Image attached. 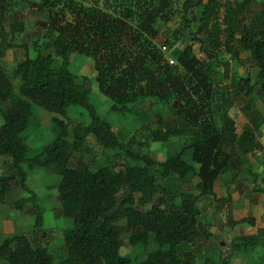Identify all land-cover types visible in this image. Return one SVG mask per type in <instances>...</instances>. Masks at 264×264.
<instances>
[{"label": "trees", "instance_id": "trees-1", "mask_svg": "<svg viewBox=\"0 0 264 264\" xmlns=\"http://www.w3.org/2000/svg\"><path fill=\"white\" fill-rule=\"evenodd\" d=\"M61 1L73 3L70 17H66L62 7L46 21H37L33 33L35 57H30L29 45L21 43L18 46L23 49L24 59L15 65L12 78L0 66V157L9 161L0 174V203L13 187H19L26 196L15 200L13 206L21 211L23 204L31 203V213L35 215L33 234H38L43 217L34 202L35 193L27 186L29 171L40 167L58 176L57 213L70 222L63 231L65 255L55 262L48 242L40 239L43 235L36 236L34 242L25 235H13L0 243V261L194 264V247L208 236L199 229L198 204L209 197L222 205L231 202L230 195L217 198L213 191L215 182L232 174L226 184L229 194L239 173L247 175L253 186L256 184V174L240 163L244 155L260 149L255 133L245 127L237 135L236 121L226 112L219 126L214 123L213 112L219 101L216 102L211 72L213 64L220 65L226 77L229 64L222 55L245 66L239 56L241 52L249 53L247 63L258 70L256 82L250 84L245 69V76L237 84L238 93L250 97L257 89L255 94L264 103V9L253 8V0H0V42L7 40L0 49V59L6 50L17 46L14 39L25 31L21 12L50 9ZM84 2H90L95 10L82 8ZM220 8L222 25L218 23ZM6 15L10 17L5 27ZM175 16H179L189 44L198 45L208 63L201 62L191 47H186L176 56L171 71L156 78L143 68L146 59L154 58L147 49L151 43L147 42L162 36ZM50 50L65 64L72 54L92 60L97 89L111 99L110 112L120 117L130 116L131 107L147 98L165 101L164 93H152L153 88L175 94L181 106L167 119L156 113L155 128L148 136L161 144L180 140L181 150L159 162L147 149L134 151L125 146L90 102L87 78L57 63L47 52ZM126 78L130 82L124 81ZM13 79L19 82L17 91ZM73 106L83 110L87 121L86 125L73 127L69 134L64 121ZM35 107L53 115L57 135L41 152L28 156L26 141L36 119ZM90 136L112 159L95 170L74 158ZM191 174L197 179V194L170 189L157 181L171 177L184 181ZM121 221L129 230L127 240L136 255L150 244L154 246L139 262L121 255ZM254 221L248 217L242 222L255 227ZM256 231L236 237L238 243L231 246L229 260L238 251H252L260 237L264 239V228ZM210 263L209 259L204 261Z\"/></svg>", "mask_w": 264, "mask_h": 264}, {"label": "rangeland", "instance_id": "rangeland-1", "mask_svg": "<svg viewBox=\"0 0 264 264\" xmlns=\"http://www.w3.org/2000/svg\"><path fill=\"white\" fill-rule=\"evenodd\" d=\"M30 1L38 2L39 0ZM72 1L80 2L78 0ZM99 2L103 3V0H99ZM62 7H65L63 13L66 14V17H70L69 8L73 7V3L70 4L66 1H61L60 4H57V7L51 6L50 9L37 11L32 9L30 13L27 10L21 12V20L25 25V31L20 36L16 37L13 43L17 46L21 43H27V45H29V55L34 58L36 50L33 44L36 36L33 35V33L37 30V21H46L51 15H53V13L59 12V9ZM82 8L87 11L95 10L94 7H91L90 2H84ZM17 10L19 11V9ZM175 10L177 11V5H175ZM9 17V15H6L5 27L7 26ZM7 39L9 40L10 37H7ZM6 43L7 40L4 42L1 41L0 49L4 48ZM147 43H151L150 45H147V49L154 54V58L149 57L151 59H146V62L142 63L143 68L147 72H153L156 78L160 77L161 74L164 76V72L171 71L170 69L172 65H174L176 56L186 47H191L192 52L201 62L205 64L208 63L205 56L200 53L198 46L196 44L191 46L187 41L182 32V22L179 16H175L174 20L165 26L162 36L159 35V38H155ZM17 46L6 50L4 57L0 59V66L11 78L15 65L24 59L23 49ZM47 52L50 53L60 65H67L72 73L87 78L90 102L95 106L97 112L111 124L118 139L125 146H128L134 151L147 149L152 158L159 162L177 154L181 150L182 143L180 140H173L166 144H161L152 142L148 136V132L155 128L156 119L154 115L156 113H160L165 119H167L171 117L174 109L181 106L182 103L176 100L177 98L175 94L171 92L166 93L163 90H160L162 89L160 87L153 88L151 89L152 93H164L166 100L158 101L154 98H147L146 100H143L142 103H138L131 107L133 113H131L130 116L120 117L117 114L110 112L111 99L97 89L96 83L94 82L96 71L93 67L92 60L82 54H72L69 61L65 64L62 59H59L52 54V50ZM222 56L223 59L228 57L226 55ZM170 60L174 61L173 64L169 63ZM102 69L104 70L105 68ZM230 70L228 69V72L232 73L233 81H235L234 85L227 83L220 65L216 66L213 64L211 76L214 84L216 102L220 100L219 97H221V95L228 94L230 96V93L232 92L234 98H228L222 109L224 112H227L225 108H239L238 110L240 111L243 110V107L252 106V108H254L256 102H261L259 96L254 94L250 97H246L242 94H238L235 84L236 79H239V70L233 68L231 71ZM250 72L254 76L256 71L254 69L251 71L250 69ZM114 73H116V71H114ZM113 77L116 78L117 76ZM105 79L109 81L108 76L105 77ZM124 81H128V79L126 78ZM12 82L15 91H17L16 89L19 84L18 80L13 79ZM114 98L120 99L119 97ZM254 109L256 111H261L264 107L260 104ZM234 111L232 113H234ZM262 112L263 111H261V115L264 117ZM34 113L36 119L33 123V127L28 132L26 141L29 147L28 156H34L41 152V149L49 144L57 135V130L52 122V114L36 107L34 108ZM220 116V110L217 111L215 109L213 112V121L217 126L221 124ZM86 121L83 110L73 106L69 109L68 118L64 122L67 131L70 134L73 127L79 124L86 125ZM68 140H70V136ZM256 140L258 142V138H256ZM74 158L75 160H82L91 170H95L112 161L111 156L105 153L101 147L95 143V140L91 136L88 137L82 151L74 154ZM259 159L260 162L259 160L257 161L258 164H260L258 173L259 178L256 180L254 186L249 177L241 173L238 174L235 182L230 185L231 190L229 194L226 184L229 182L232 174L222 176L213 185V191L217 197L221 198L230 195L231 202L222 205L215 203L212 198L209 197L198 204L200 209V217L198 218L199 229L203 233L208 234V236L204 240L198 242L194 247L195 250L193 251V254L196 259L194 264H204V261L208 259L211 260L210 264H264V248L262 246L264 239H261V237L252 251H238L231 256L230 260L228 258L231 246L238 243V241L235 240L236 237L256 234V228L264 223V148L260 151ZM8 163V159L0 157V174L6 169ZM241 164L245 168L252 167L255 170L249 155L242 157ZM58 181V176L51 174L44 168L39 167L33 171H29L27 186L35 193L36 198L34 202H36L35 204L38 206L43 217V223L41 227H39L40 232L38 234H33V230L35 229V215H33L34 213H31V203L23 204V209L21 211H17L13 206L15 200L26 195L22 193L19 187H13V189L10 190L6 195L4 202L0 203V243L5 238L13 235H25L33 242L36 241V236L39 235L40 238V236L43 235L44 238L40 239L43 242H48L49 253L53 256L54 261L58 262V260L64 257L63 231L70 225V222L59 217L57 213L60 207L57 200L56 190ZM157 181L161 185L170 189L192 191L197 194L195 191L197 179L192 174L184 181H181L176 177L168 179L158 178ZM252 216L256 219L254 221L255 225H257L256 228L242 222L246 218ZM124 225V221H121L118 224L121 228V238L123 241L121 255H129L134 262H139L145 257L148 251L153 250L154 246L150 244L145 251L141 250L139 251V254L136 255L134 253L135 250H133L128 243L127 238L129 236V230H126ZM238 245L241 249L242 245ZM182 249H184V247ZM0 264H6V261L1 260Z\"/></svg>", "mask_w": 264, "mask_h": 264}, {"label": "crops", "instance_id": "crops-1", "mask_svg": "<svg viewBox=\"0 0 264 264\" xmlns=\"http://www.w3.org/2000/svg\"><path fill=\"white\" fill-rule=\"evenodd\" d=\"M237 1L241 2L242 0H237ZM257 7H259V8L261 7V8L264 9V0H253V8H257ZM239 59L242 62H245L246 65L242 66L238 61H232V60H229L228 57H226V60L228 61V64H229V66H228L229 70L230 69L232 70V68L239 70V72H238V78L239 79L238 80L236 79V84H235L237 93H238L237 84L239 83V80L245 76V69L248 70L247 72H248V75H249V78H250V84L251 85H253L254 82L256 81V75H257V72H258L257 68L252 67L249 63H247V61L249 59V53L241 52L240 56H239ZM250 69H251V71L253 69L256 71L254 76L250 72ZM221 70H222V68H221ZM228 73L229 74H227V76H226V81H227L228 84H233L234 85L235 81H233L232 73L231 72H228ZM256 90H255V93L257 92ZM238 94H240V93H238ZM219 98H221L219 100V102H218L219 105H216L215 109L217 111L220 110V113H221V116H222V114L224 113V111L222 110L223 107H224V104L227 102L228 98L233 99L234 97H233V93L231 92L230 96L228 94L227 95H221V97H219ZM259 99L261 100L260 97H259ZM223 100L225 102L222 103V105H220V102L223 101ZM260 104L264 107V103L261 100V102H259V103L256 102L255 103L254 108H256V106H259ZM234 107H235V105H234ZM254 108H252V106H248V107H243V110H241V111L238 110L239 108H232V109L225 108V110L227 111L226 113L228 114V116L230 118L234 117V120L236 121V133H237V135H240L245 127H249L255 133L256 138H258L260 149L258 151H256L255 153H253V154H247V155H249V158H250L251 162L253 163L255 170L252 167H247V169L251 170L254 174H256L257 180H258V178H259L258 173H259V165L260 164H258L257 161L259 160V162H260V159H259L260 151L262 150V148H264V117H262V115H261V111H263L262 113L264 114V109H261V111H256ZM233 111H234V113H232ZM221 116L219 118H221ZM239 129H240V131H239ZM259 135H260V137H259ZM240 163H242V158H241V162ZM241 166H242V164H241ZM243 168H245V167H243ZM239 174H241V173H239ZM242 174H244V173H242ZM250 181L252 182L251 179H250ZM237 182H238V180H237ZM217 198H221V197H217ZM254 220H256V219H254ZM256 227H257V225H255V228ZM257 228H264V223H262Z\"/></svg>", "mask_w": 264, "mask_h": 264}, {"label": "built area", "instance_id": "built-area-1", "mask_svg": "<svg viewBox=\"0 0 264 264\" xmlns=\"http://www.w3.org/2000/svg\"><path fill=\"white\" fill-rule=\"evenodd\" d=\"M235 0H222L221 2L222 3H231V2H234ZM222 20H223V8H220V11H219V15H218V23L222 25ZM173 60H170L169 63L170 64H173Z\"/></svg>", "mask_w": 264, "mask_h": 264}]
</instances>
